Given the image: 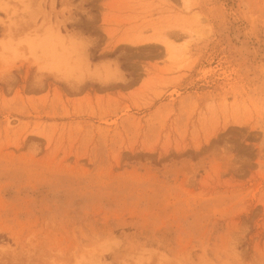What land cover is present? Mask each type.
<instances>
[{"label": "rangeland", "instance_id": "obj_1", "mask_svg": "<svg viewBox=\"0 0 264 264\" xmlns=\"http://www.w3.org/2000/svg\"><path fill=\"white\" fill-rule=\"evenodd\" d=\"M0 264H264V0H0Z\"/></svg>", "mask_w": 264, "mask_h": 264}, {"label": "bare ground", "instance_id": "obj_2", "mask_svg": "<svg viewBox=\"0 0 264 264\" xmlns=\"http://www.w3.org/2000/svg\"><path fill=\"white\" fill-rule=\"evenodd\" d=\"M167 50L170 51V49L168 48V46H166Z\"/></svg>", "mask_w": 264, "mask_h": 264}]
</instances>
